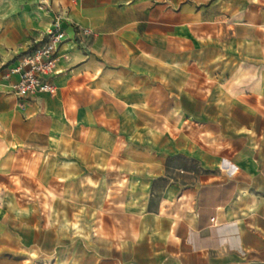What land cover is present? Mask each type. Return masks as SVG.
I'll return each instance as SVG.
<instances>
[{
    "label": "crops",
    "instance_id": "1",
    "mask_svg": "<svg viewBox=\"0 0 264 264\" xmlns=\"http://www.w3.org/2000/svg\"><path fill=\"white\" fill-rule=\"evenodd\" d=\"M55 18L56 93L19 99L5 73ZM117 112L142 120L107 142L95 115ZM161 112L186 131L152 145ZM76 114L80 159L118 161L99 174L123 179L92 248L51 264H264V0H0V172L8 154L64 143Z\"/></svg>",
    "mask_w": 264,
    "mask_h": 264
},
{
    "label": "rangeland",
    "instance_id": "2",
    "mask_svg": "<svg viewBox=\"0 0 264 264\" xmlns=\"http://www.w3.org/2000/svg\"><path fill=\"white\" fill-rule=\"evenodd\" d=\"M74 100L84 103L89 98L77 97ZM106 115L95 116L98 120H105V125H100L105 126L104 134L107 142L111 143L115 133L124 137L121 128L124 121L133 120L139 125L142 120L140 114H132V117L127 114L125 120L123 112H117V117H113L115 120H109ZM75 117V122L70 123L66 130L64 143L55 140L56 143L39 153L21 151L15 153L17 156L6 155L9 165L0 172V260L5 264H51L61 250H68L70 255L75 249L92 248L96 238L93 221L100 218L103 222L109 217V203L104 202L108 199V187L112 181L123 177L99 173L119 168V162L111 160L104 166L96 161L80 159V137L88 132L81 130L80 126L87 117L84 121L82 118L77 120V114ZM132 131L140 136V128ZM185 131L183 123L180 129H173L168 113L149 116L152 145H157L158 140L171 141ZM119 146L124 147V143ZM109 148L106 143L101 150L104 152ZM155 149L150 147V152H156ZM85 232L86 237H83Z\"/></svg>",
    "mask_w": 264,
    "mask_h": 264
},
{
    "label": "built area",
    "instance_id": "3",
    "mask_svg": "<svg viewBox=\"0 0 264 264\" xmlns=\"http://www.w3.org/2000/svg\"><path fill=\"white\" fill-rule=\"evenodd\" d=\"M80 31L84 35L91 34L87 29ZM64 39L60 19L55 18L52 28L43 36L40 43L32 51L20 56L15 66L7 69L5 78L18 76V81L12 85L17 98H31L39 94L55 95L56 88L50 77L55 73L57 50Z\"/></svg>",
    "mask_w": 264,
    "mask_h": 264
}]
</instances>
